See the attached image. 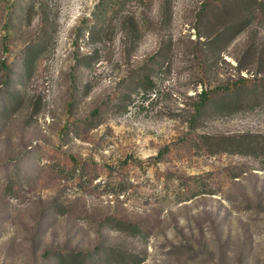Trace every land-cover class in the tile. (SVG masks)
Returning a JSON list of instances; mask_svg holds the SVG:
<instances>
[{
    "label": "rangeland",
    "instance_id": "1",
    "mask_svg": "<svg viewBox=\"0 0 264 264\" xmlns=\"http://www.w3.org/2000/svg\"><path fill=\"white\" fill-rule=\"evenodd\" d=\"M98 1L0 0V264H264V0Z\"/></svg>",
    "mask_w": 264,
    "mask_h": 264
},
{
    "label": "trees",
    "instance_id": "2",
    "mask_svg": "<svg viewBox=\"0 0 264 264\" xmlns=\"http://www.w3.org/2000/svg\"><path fill=\"white\" fill-rule=\"evenodd\" d=\"M130 1L131 0H99L95 6V11L93 13V19H94L93 34L99 37L102 36L103 34L108 32V30L113 28L114 23L117 20H119V24L125 25L126 28H128V31H129V33H127L128 35H131L132 33L138 32L139 30H141L140 28H142L143 21H144L142 14L137 16L136 13H134L133 15L128 16L123 13V10L126 9ZM139 1L140 3H142L144 0H139ZM146 1H149L151 6L154 4L153 0H146ZM241 1L242 0H240L239 2ZM163 2L165 3H163V5L162 4L160 5V9H164L167 6V1L163 0ZM218 2H219L218 0H204L201 6L200 15H198L199 19L202 18L204 14L205 15L209 14L214 9L215 7L214 5L217 4ZM32 9L33 7H29V11H31ZM48 23H49V20L47 22V26H48ZM0 64H1L2 69H4V72H5V74L3 75V80H6L7 85H9L10 84L9 74H10L11 68L6 62V60L1 61ZM231 91H232V88L229 86H226V87L221 86V87H216L214 89L203 90L199 94V102L196 105L197 116L201 115L204 112L205 108L213 100V98L220 97V96H226ZM5 95H8V91H4L3 95L1 96H5ZM211 138L212 137H207V139H209L208 141H210ZM231 139H232V143L238 142L237 137L231 138ZM240 145L237 144V145H232V146L237 148V147H240ZM230 151L233 152V154H244L242 153V151H236V149H233ZM166 153L167 151H163L159 156L156 157V160H160L162 156L165 155ZM68 161L72 164L77 162L73 157H70ZM14 176L9 175L7 178L8 180H10V178ZM13 184L14 183L11 182L7 186V191L14 192V190H17L21 187V185H13ZM118 223L121 226V228L125 230L126 228H128L126 226L136 227V225L127 224V222L118 221ZM84 255L85 254H82V253L78 254V256L77 254L74 256L65 254L59 258L60 260L55 259V261H59V263H64V264H89V263L93 264V262H95L94 264H97V261L96 260L94 261V259H89V261H87L86 259H83ZM118 256L121 258L122 260L121 262H133L135 259V255H132L126 252H123V253L120 252ZM110 257H111V254H109L108 258Z\"/></svg>",
    "mask_w": 264,
    "mask_h": 264
}]
</instances>
